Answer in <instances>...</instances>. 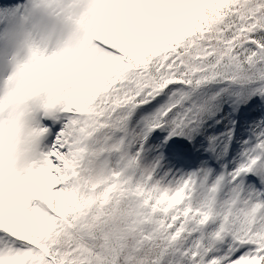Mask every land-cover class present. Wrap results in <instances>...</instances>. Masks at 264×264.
Here are the masks:
<instances>
[{
    "label": "snow or ice",
    "instance_id": "6c2138e0",
    "mask_svg": "<svg viewBox=\"0 0 264 264\" xmlns=\"http://www.w3.org/2000/svg\"><path fill=\"white\" fill-rule=\"evenodd\" d=\"M0 264H264V0H0Z\"/></svg>",
    "mask_w": 264,
    "mask_h": 264
}]
</instances>
